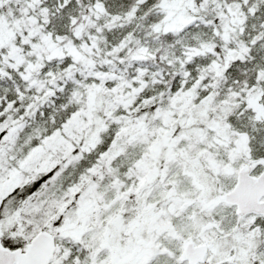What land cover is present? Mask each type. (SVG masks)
<instances>
[{
	"label": "snow or ice",
	"instance_id": "1",
	"mask_svg": "<svg viewBox=\"0 0 264 264\" xmlns=\"http://www.w3.org/2000/svg\"><path fill=\"white\" fill-rule=\"evenodd\" d=\"M0 264H264V0H0Z\"/></svg>",
	"mask_w": 264,
	"mask_h": 264
}]
</instances>
